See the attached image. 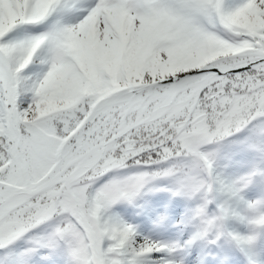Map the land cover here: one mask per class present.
<instances>
[{
  "label": "snow or ice",
  "instance_id": "1",
  "mask_svg": "<svg viewBox=\"0 0 264 264\" xmlns=\"http://www.w3.org/2000/svg\"><path fill=\"white\" fill-rule=\"evenodd\" d=\"M0 264H264V0H0Z\"/></svg>",
  "mask_w": 264,
  "mask_h": 264
}]
</instances>
